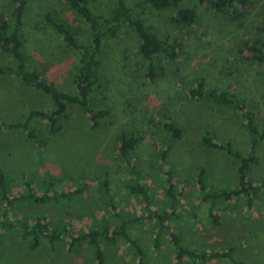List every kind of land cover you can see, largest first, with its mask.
<instances>
[{
	"label": "rangeland",
	"instance_id": "374dc122",
	"mask_svg": "<svg viewBox=\"0 0 264 264\" xmlns=\"http://www.w3.org/2000/svg\"><path fill=\"white\" fill-rule=\"evenodd\" d=\"M87 2L104 15L115 4V0ZM182 4L195 13L187 25L173 23L169 10L146 9L142 15L149 30L178 43L171 61L155 56L147 70L149 61L140 57L138 39L127 26L103 38L90 99L95 109H105L106 114L94 128L87 115L69 105L67 118L60 120L55 132H49L44 119L33 118L31 126L40 132L42 141L29 140L19 128L8 125L20 121L29 110H49L51 99L12 76H0V170L7 177L9 196H24L8 206L5 218L0 216L4 223L0 224V264H99L86 240L69 248V237L52 243L41 239L32 247L31 237L23 235L19 226H7L21 217L29 223L39 217L50 227L65 225L73 235L104 225L111 229L139 217L127 223L126 230L139 243L143 256L122 237L114 242L100 239V264H264V138L251 145L242 111L189 95L199 79L208 88L231 92L245 104L261 133L264 63L250 59L241 45L264 35V0L236 4V11L243 13L240 17H229L198 0ZM0 7L8 15L12 3L0 0ZM45 13L63 20L80 42L86 41L87 24L61 0H28L24 13L22 52L27 64L36 66L40 76L56 88L72 92L77 56L45 22ZM12 63L0 49V66ZM169 120L181 131L178 139H171L163 128ZM123 131L138 137L127 160L117 151ZM204 136L242 155L252 151L258 158L246 173L247 180L258 187L257 194L216 202L218 225L206 215L196 176L201 170L208 189H231L237 185L239 162L224 150L201 144ZM133 167L138 177L133 176ZM167 172L178 194L174 209L180 216L167 223V233L158 235L155 246V220L146 216L142 197L131 193L125 183H144L150 209L169 210L164 193ZM25 181L35 195L46 193L43 201L27 196ZM77 188L82 191L67 194ZM5 206L0 196V211ZM169 233L176 234L181 245L196 250L230 247L231 259L200 263L183 257L176 261Z\"/></svg>",
	"mask_w": 264,
	"mask_h": 264
},
{
	"label": "trees",
	"instance_id": "16d2710c",
	"mask_svg": "<svg viewBox=\"0 0 264 264\" xmlns=\"http://www.w3.org/2000/svg\"><path fill=\"white\" fill-rule=\"evenodd\" d=\"M12 3V8L8 15L2 11L0 7V49L9 54L13 60L12 64L0 66V76H12L16 78L24 86L32 87L49 95L51 99V107L47 111L29 110L24 115L22 114L20 121L9 124V127L19 128L23 135L29 140L42 141L40 132L36 131L31 126L33 118L44 119L48 122L49 132H55L60 129V120L67 118V108L69 105H76L83 114L88 116L91 127L98 126L99 120L106 114L105 109H95L92 106L90 93L92 87L97 80V71L99 67V55L101 52L102 40L106 35L116 33L121 27L127 26L131 28L138 39V53L141 58L149 61V67L153 66L155 56L162 55L166 60H173L176 56V48L178 43L174 38L169 36H161L154 31L149 30L143 23L142 15L146 9L151 11L169 10L173 13L170 20L177 25H187L194 18V11L191 8L183 6V0H115L114 7L107 15L94 11L87 0H61L72 11L78 14L88 27L86 41H79L73 30L61 19L49 14H44L45 22L60 35L65 46L73 50L77 56L76 67L72 76L73 90L63 91L54 86V84L42 76L36 66H29L26 62V57L22 52L24 41L22 27L23 18L28 0H9ZM205 2L207 6L216 9L217 11L231 16L240 17L243 15L242 10L236 11L235 5L240 4L246 6L248 0H198ZM232 7V11L229 8ZM233 14V15H232ZM250 59L264 63V35L255 40H245L241 45ZM241 48L239 51L241 52ZM202 79H199L189 91V95L198 99L210 100L221 106H228L238 111H242L245 119V126L251 135V145L256 139L264 138V127L261 133L256 129L252 120V115L248 113L245 104L229 91H217L213 88L204 86ZM164 130L171 139H178L181 131L174 121L169 120L163 124ZM117 151L119 155L127 160L128 155L134 149L138 142V137L133 132L123 131L118 136ZM201 144L224 150L238 160L237 166V185L231 189H213L206 188L201 178V170L198 171L196 181L201 192L200 200L206 203V215L210 222L218 225L220 217L214 212V207L218 201H226L232 197L239 195L255 196L258 187L253 185L246 178V173L250 165L255 164L258 160L257 156L252 151L246 155H242L237 151H232L228 144H219L208 136H204L200 140ZM164 155V151L160 152V156ZM134 177H138L137 170L133 167L131 170ZM165 179L166 186L164 193L169 198V210H151L148 186L136 180L126 182L125 186L131 193L140 195L143 199V209L146 210V216L153 218L156 225V233L154 236V244L157 246V238L161 232H166L168 229L167 223L171 219H177L180 216L174 209L178 194L174 191V185L171 182V172H167ZM7 177L0 170V196L5 201V207L0 211V216H7V208L15 200L22 199L23 195L10 197L8 194ZM27 196L32 197L35 201H43L46 193L39 196L35 195L28 181L24 182ZM264 186V183H263ZM82 188H77L68 191V195L80 193ZM138 220L139 217L129 218L117 226L109 229L108 226H99L89 228L87 231L73 235L69 229L62 226L50 227L49 224L39 217H35L30 223L25 218H19L15 221H8L7 226L14 227L17 225L21 228L23 235L31 237L32 247H35L41 239H46L52 243L55 240L69 237V248L75 242L86 240L93 257L97 263H102L103 252L100 239L106 242H114L116 237H122L129 243L134 252L141 258L143 256L142 248L139 243L129 236L126 225L132 220ZM2 224V223H0ZM4 225V223L2 224ZM170 241L175 249V259L180 261L183 257H188L194 261L204 263L218 258L231 259V248L227 247L222 250L204 251L185 247L180 244L179 238L174 233H169ZM233 264H237L233 261Z\"/></svg>",
	"mask_w": 264,
	"mask_h": 264
}]
</instances>
